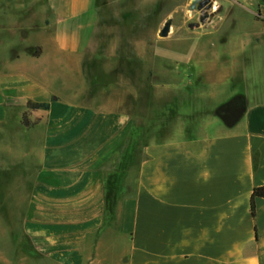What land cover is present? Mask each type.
<instances>
[{
	"label": "crops",
	"instance_id": "1",
	"mask_svg": "<svg viewBox=\"0 0 264 264\" xmlns=\"http://www.w3.org/2000/svg\"><path fill=\"white\" fill-rule=\"evenodd\" d=\"M242 1L256 7L240 6L264 63V0ZM10 2L0 0V34L20 32L22 44L6 56L0 40V176H11L5 189L30 192L27 255L41 264H264V198L250 211L264 186V92L250 102L235 91L248 76L215 38L231 10L211 17L213 7L197 28L175 25L166 38L148 39L146 25L142 38H120L96 0ZM13 12L22 24L6 19ZM4 61L24 65L4 73ZM52 65L67 70V103L28 110L44 92L10 75L44 76ZM24 112L38 116L33 127ZM207 113L217 122H198ZM129 128L139 137L133 167Z\"/></svg>",
	"mask_w": 264,
	"mask_h": 264
},
{
	"label": "rangeland",
	"instance_id": "2",
	"mask_svg": "<svg viewBox=\"0 0 264 264\" xmlns=\"http://www.w3.org/2000/svg\"><path fill=\"white\" fill-rule=\"evenodd\" d=\"M226 1L227 3H220L218 5L219 7L213 6L214 12L211 17H215V14L224 10L225 13H228L231 10L230 15H227L221 22L222 28L219 33L215 35V38L225 41L228 45L227 48L229 49L230 54L232 53L234 56L233 59L236 60V64L245 70L248 76L245 80V85L236 86L235 91L245 94L248 100L252 102L255 100V97L258 96L256 94L264 92L262 91L264 90V63H258L255 58V55H262L263 52L261 51L257 54L254 53L253 47L250 45L253 38L251 36L253 28V22L250 16L251 14L242 11L240 6L242 5L252 12H256V7L254 5H246L242 0ZM252 1L254 3L259 2L260 0ZM9 4L24 5V3H16L13 1ZM188 4L189 0H97V6L100 8V14L102 15L103 20L110 24L108 27L109 32L116 36L119 35L118 37L120 38L124 37L122 33H124V35L130 33L129 37L131 38H137L139 34L142 38L144 25H146V34L148 39L157 37V30L162 27L167 18L172 19L171 27L175 25H183L184 28H187L190 23L198 22V13L188 11ZM106 8H109V10ZM21 15L22 13L13 12L8 15L9 17H5L6 19H11L15 24L19 25L22 24ZM124 24L125 27L122 26ZM127 24L130 26H126ZM139 25L140 31H138ZM12 34L13 35L11 36L5 33L0 34V40H2L4 44L5 52L3 53H5V55L7 54V50L5 48H7L8 45L13 44L14 41H16L15 45L13 44L15 47H12L11 49L16 51L21 49V33L18 32V35L17 33ZM4 62V64H1L3 69L2 72L4 73L12 70L13 66L15 67L18 65L21 67V65H24V62ZM183 67L184 65L181 63L174 66L175 70L179 71L186 70V67L185 69ZM66 71L67 70L64 68H61V73H59V69L57 72V69L54 65H52L50 72H45L44 76H39L30 70L13 72L10 76L17 77L15 79L13 78L11 82L14 80L19 83L22 81H28L30 83L28 85L31 86L32 84L39 92H44L45 103H49V105H57L67 103L66 100L61 101L65 99L64 93H66L62 89H65L70 85L68 77L66 76ZM61 90L64 92V95H61ZM111 93L112 95L110 96H115L116 98L122 94L120 89L112 91ZM123 97L126 99L124 101V105H129L130 102L127 99V95H124ZM2 102L4 105H7L8 100L4 99ZM196 108H199L198 111H203L199 102L196 103ZM28 117L30 122L38 120V116H33L30 112L27 113V118ZM30 119L34 120L31 121ZM208 119H214L215 122H217V119L210 114L202 115L198 118V122L201 121V124H205ZM185 123L188 124L190 121ZM207 125L209 128L206 132L215 131V128L212 127L211 124L208 123ZM200 128H202V126H200ZM130 129L131 128H129L128 134L132 133V135L136 136V132H131ZM196 131L198 132V129H196ZM10 149L11 148L8 147V156L6 158L10 157ZM7 161L10 160L7 159ZM10 178V175L0 176V179H3L0 180V264H41L30 255H27L29 254L28 250L30 249L31 244L22 233V221L24 219L26 204L30 192L25 189L24 184H19L18 190L15 191L5 189V187L10 186V184H8ZM6 180L8 181L6 182Z\"/></svg>",
	"mask_w": 264,
	"mask_h": 264
},
{
	"label": "trees",
	"instance_id": "3",
	"mask_svg": "<svg viewBox=\"0 0 264 264\" xmlns=\"http://www.w3.org/2000/svg\"><path fill=\"white\" fill-rule=\"evenodd\" d=\"M96 4H97V0H96ZM26 108L28 110H42V111H48L50 108L49 103H35V102H31L28 101L26 104ZM36 124V121L34 122H30L27 118V112H24L22 115V125L24 127H33ZM132 132H136V136L132 135V133H130L129 138H130V148H131V152L129 155V160H130V166L133 167L136 164L137 161V155H138V135H137V130H134ZM116 193H114L112 190H108L106 191V209H107V213L109 215H111L112 210H113V205H112V201L111 198L113 197V195H115ZM264 198V186H260L257 188H254L251 194V199H250V211H251V215L254 216L255 214V206H254V199L255 198Z\"/></svg>",
	"mask_w": 264,
	"mask_h": 264
},
{
	"label": "water",
	"instance_id": "4",
	"mask_svg": "<svg viewBox=\"0 0 264 264\" xmlns=\"http://www.w3.org/2000/svg\"><path fill=\"white\" fill-rule=\"evenodd\" d=\"M212 0H189L187 10L190 12H197L199 14L198 22H192L189 24V28H197L200 24H203L208 19L209 11L213 8ZM172 25V19L167 18L162 27L159 29L157 36L159 38H166L170 34Z\"/></svg>",
	"mask_w": 264,
	"mask_h": 264
},
{
	"label": "flooded vegetation",
	"instance_id": "5",
	"mask_svg": "<svg viewBox=\"0 0 264 264\" xmlns=\"http://www.w3.org/2000/svg\"><path fill=\"white\" fill-rule=\"evenodd\" d=\"M198 17H199V15H198ZM198 19V18H197Z\"/></svg>",
	"mask_w": 264,
	"mask_h": 264
},
{
	"label": "built area",
	"instance_id": "6",
	"mask_svg": "<svg viewBox=\"0 0 264 264\" xmlns=\"http://www.w3.org/2000/svg\"><path fill=\"white\" fill-rule=\"evenodd\" d=\"M13 1V0H12Z\"/></svg>",
	"mask_w": 264,
	"mask_h": 264
}]
</instances>
